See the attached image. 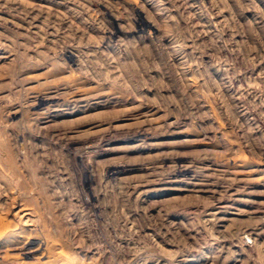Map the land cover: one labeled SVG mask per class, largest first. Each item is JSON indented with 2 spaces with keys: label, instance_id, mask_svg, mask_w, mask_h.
Wrapping results in <instances>:
<instances>
[{
  "label": "rangeland",
  "instance_id": "rangeland-1",
  "mask_svg": "<svg viewBox=\"0 0 264 264\" xmlns=\"http://www.w3.org/2000/svg\"><path fill=\"white\" fill-rule=\"evenodd\" d=\"M0 264H264V0H0Z\"/></svg>",
  "mask_w": 264,
  "mask_h": 264
},
{
  "label": "bare ground",
  "instance_id": "bare-ground-1",
  "mask_svg": "<svg viewBox=\"0 0 264 264\" xmlns=\"http://www.w3.org/2000/svg\"><path fill=\"white\" fill-rule=\"evenodd\" d=\"M75 60V59H74ZM43 100V99H42ZM42 102V101H41ZM45 102V101H44ZM40 242L39 239H32L28 242L29 247H33Z\"/></svg>",
  "mask_w": 264,
  "mask_h": 264
}]
</instances>
